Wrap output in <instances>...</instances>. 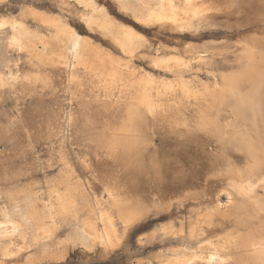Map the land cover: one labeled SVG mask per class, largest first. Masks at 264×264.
Returning a JSON list of instances; mask_svg holds the SVG:
<instances>
[{
	"label": "rangeland",
	"instance_id": "rangeland-1",
	"mask_svg": "<svg viewBox=\"0 0 264 264\" xmlns=\"http://www.w3.org/2000/svg\"><path fill=\"white\" fill-rule=\"evenodd\" d=\"M198 3L196 7L199 11L192 16L189 21L181 20L179 24H175L168 19L151 15L149 9L152 5L147 3L146 0H0V18L6 17L10 20H19L32 32L49 34L53 31V28H49L48 25L43 23L40 19V15H48V17L51 16L54 19L57 17L58 19H56L58 21H61L68 27H71V29L93 41L95 44L99 45L100 48L109 51L113 57L119 59L123 65H126L127 67L125 66V70L122 71V78L124 81L132 78V72L130 71L138 70L140 73H148L158 80H176L192 89H202L208 84H213V74L220 75L237 65V58L243 44H250L264 37V3L263 0H202L198 1ZM89 16L94 18L95 23L88 20ZM104 20L108 22L106 24H99V22ZM5 29L7 31H12L10 26H6ZM116 32H118V34H116ZM122 32H130V35L128 33H123L124 35L126 34L125 37H128V35L130 36L129 41L132 44H130L131 49H133L130 54L126 53L117 44V39L125 38L123 34H121ZM108 33L110 34L108 35ZM112 33L114 35H111ZM120 34L122 36L119 37L118 35ZM111 36L113 38L116 36V40H113ZM0 46H2V44ZM2 53L0 58H6L4 47H2ZM10 57H13V55H10ZM160 57L177 58L180 62V68H177L178 66L173 60L167 62L166 65L165 63H158L156 59ZM19 66L22 71L34 68V66H31L27 62V54L25 53L21 55ZM2 70L5 74V68L0 66V71L2 72ZM144 88L147 87L141 83H135L133 87H126L120 91L116 90L115 93H113L112 99L105 101H102V99H93L95 94L87 92V97L76 100L71 105L65 98L67 95H63L62 92H50L48 89H39L31 94H24L19 90L17 91V100L15 103L8 101L3 104V106L0 103V110H8L9 112V116L7 117L4 112L2 113L0 111V208L3 207V205L12 208L15 203V195H17V192L21 189H33V193L47 190V194L49 195V193H51L52 195V192H55L54 184L60 183L59 187H61V190L67 188L68 186L64 183L66 179L64 167L69 165L70 160L65 158L60 162L57 160V157L66 152L68 154L70 146L77 152L79 159L88 161L90 159L89 162L97 166V159H99L98 155L107 148L106 146H108V144L113 142L111 141L113 140L110 136L111 133L106 128L117 129L121 126V123L124 121L123 119H126L128 116V108L132 104L131 102L140 98L143 91H145ZM155 90L156 86L155 88H149V91H152V96L156 95L157 90ZM206 92L208 93V91H205L204 95L199 99L200 101H202ZM209 94L204 97L205 99L203 98L204 103L195 101L196 104L194 102L189 103V98L186 99L187 96L183 93L180 94V92L178 98L176 97L177 99L171 98L172 100H170V96L167 97V95L166 99L169 102L163 100L164 104L169 103L172 107L179 106L181 108L179 113L172 111L166 116H159L151 119L146 118L148 121L144 124H148L149 122L152 128L148 127L149 124L145 125L147 129L144 127V133L148 132L149 129L148 134L152 135L151 138L148 137V141L151 143V146L148 143V152L155 148L159 153L161 149L160 151H162V154L165 153V155L163 154L164 158L163 155L161 158V154L155 153L156 155L151 157V152L148 153L147 151L149 157L147 153L142 154L144 158L143 161L145 158H148L144 161L147 165L154 163L153 165L156 164L155 166L157 168L152 165L154 170H151L153 169L152 166L147 167L148 169L151 168L149 172L147 169H144V171L147 170L145 173L147 174L148 172V176L144 173L137 184L129 189L127 196L135 207L145 210L147 208L149 209L146 210L144 215H140L141 218H139L140 216L135 218V222L134 220L130 221L132 224L130 222L124 224L114 212L116 215L115 224L119 232L115 239L117 241L113 240L111 245H109L110 243L103 245L100 242L93 243L92 241L95 237L90 234V231L88 233L89 240H85L81 236L82 230L76 227L79 222L75 221V217H73V220L68 215L66 219L64 218V221L61 220L58 229L53 235L42 238L38 243L29 245L24 249L22 255L4 257L0 251L1 264H29L25 262L28 258L38 259V261L33 264H190L191 260L195 258L199 261L198 264H207L205 260L201 259L203 256L210 254V251L214 254L215 252L224 255L227 254L226 257L228 258H237V255H234L237 249L234 250L235 252L233 251V253L230 250L235 248L230 247V250L221 249V246L218 245L220 250L217 251V243H215L217 241L216 239L220 236L222 239L224 236L227 238L226 235H228L233 228L243 229V232H247V230L249 231L251 228V226L241 225L240 219L243 216V207L245 206L243 203L241 204L243 201L232 199L233 197L228 195L229 189L227 181L230 178L237 177L241 172L244 173L243 171L248 170V166L251 165L249 160H251V166H255L257 161L258 163H256V165L259 163L261 164L264 158L261 161L263 155L261 156V154L252 152L255 155H251L255 158L253 161L250 154L247 155L249 156L248 160L245 154L235 155V153L233 154L231 151H226L229 154L224 152L225 150L222 149L224 144L222 145L219 141L217 138L218 135L215 134L213 137L216 128L215 124V129L213 128L212 124L214 122L211 123V121H215L218 118L221 119L220 117H223L224 114L226 116L229 109L224 108L226 106H224L221 100H218L219 98L216 95L219 94H217V92H212L210 90ZM212 94H214V96ZM207 102L213 105H210L212 109ZM190 104L192 107L194 106L193 110L192 107L189 106ZM184 105H187V108ZM197 105L198 107H196ZM202 105L205 109H203ZM199 106L201 107L199 108ZM183 107L184 109H182ZM197 108L200 109V111ZM190 109L194 112L190 111ZM201 110H204V113ZM70 111H72L73 116L69 132L70 141H67L66 121L67 114ZM195 111H199L198 114ZM184 112L189 121H187L185 114H183ZM191 112L195 114L191 115ZM199 113H203L205 116L202 114H200V116ZM216 113H218L219 116ZM179 114L181 116H179ZM145 115L147 114H144V116ZM183 115L185 119L182 117ZM208 115H212V117ZM142 116L143 114L139 116L140 118H137L139 122L145 119ZM104 117L106 119H104ZM141 117L142 120H140ZM192 117L194 118L192 119ZM198 117H201V119H198ZM194 119L195 121H193ZM226 119L231 121L233 118L227 117ZM149 120H153L154 122ZM185 120L186 122L184 124ZM196 120H201L202 122L199 121L198 123ZM203 121L206 124H204ZM143 122L140 124H143ZM179 122L181 123L179 124ZM195 122H197V124H193ZM200 122L205 126L203 124L202 126ZM208 123L209 125H207ZM188 124L189 126L191 124V129ZM166 126H168V128ZM198 126L199 128H196ZM182 127L185 129V132H183L184 130ZM204 127L206 128L204 129ZM180 128L181 131L183 130L182 132L184 134H182ZM210 128L214 131L210 130ZM206 129L208 130L206 131ZM176 130L179 131L177 132ZM192 130H195L193 134ZM197 130L200 131L201 134ZM262 130L264 133V128H262ZM153 131L157 133L156 135L154 134V136ZM157 131L162 133L164 131L165 134L163 133L164 135H161V133ZM166 132H171L170 134L173 135L167 134ZM208 133L213 138L210 137ZM148 134L144 135L149 136ZM186 134H189V137ZM140 136L142 137V135ZM185 136L188 137V139ZM195 137H199V139ZM205 137L207 140L205 139L204 141L203 138ZM152 139L154 140L152 141ZM209 139L211 140L209 141ZM116 142L118 145L117 151L121 153L122 150L125 149L123 147L125 144L122 139H118ZM214 143L216 145L221 144L222 147L219 148L220 145L214 146ZM155 145H157L159 149L156 148ZM211 146L214 147V149L216 148L215 151L212 150ZM217 148L225 153H222L224 158L221 151L219 150L218 152ZM208 150L210 151L208 152ZM212 151L213 153H211ZM152 152L154 153V150ZM214 152H217V154ZM166 154L168 155L166 156ZM226 154L232 157L229 158ZM120 155L122 156V153L116 155V162H113V159L109 161V167L111 169L107 168V172L110 173L120 169V166L117 165V162H119L121 158ZM237 155L238 158L236 157ZM194 156H196L195 163ZM218 156L222 159H217ZM156 157H160L157 160L160 162L162 160L161 164L158 162L155 163V161H157ZM213 157H215V160L217 159V163L218 161L221 162V165L218 163L219 166H215L217 163H215L216 161ZM258 157L260 160L256 159ZM151 158H154L152 160L155 161L153 162ZM232 158H234L233 161L235 160V162H231ZM55 159L57 162H55ZM163 159H165V161ZM228 159H230V162ZM41 160L45 166H43V172H38L39 178L37 177L38 179H35L34 177L36 176L33 173H29V169L31 166H36L41 163ZM236 161L239 163L238 166L241 170H239V173V167L235 164L237 163ZM149 162L152 163L150 164ZM207 162L208 165L210 163L209 167L207 166ZM240 163L243 165V169H241L242 165ZM158 164L160 165L157 166ZM212 164H214L213 167H216L215 169H213ZM192 165L196 166L194 167ZM261 165H258L259 167L257 166L255 170L264 167L263 164ZM246 166L247 168H245ZM219 167L223 170L221 171ZM144 168H146V165ZM155 168L161 172L157 171L156 173L158 174H156L154 172L156 171ZM203 170L206 172L209 170L211 171L203 173ZM212 170L214 172L221 171L222 175L226 176L223 177L219 172L215 174ZM152 171L154 173L153 175L150 174ZM162 174H164V176H162ZM86 175L90 176L91 173H87ZM105 175L106 183H110L112 177L107 173ZM45 180L52 182L48 183L45 182ZM95 180L94 178L91 180L89 188H92V191L89 189V193L92 192L91 194L98 196L97 200L100 202L99 206L101 209H112L114 206V199H112L113 195L107 190L104 183ZM154 180L161 182L158 183ZM31 181H33L32 184ZM37 181H40V184H36ZM261 181L260 179L257 180L258 183H261ZM140 184L142 185L140 186ZM39 186L41 187L39 188ZM221 188L224 190L220 191L222 190ZM138 189H140V192ZM216 189L220 192L219 198L217 197L218 193L216 194ZM257 190L259 195L264 196V188L262 186L257 188ZM13 191H15V193ZM133 192L136 194L135 197L132 195ZM138 192L140 195H138ZM91 194L78 193L77 195L78 202L85 205L82 216L80 217L82 219L80 222L82 226L90 227L94 221L93 217H98L96 209L99 206L96 207L97 201L94 195L92 196ZM215 194L217 196H214ZM147 197L150 198L151 201L148 200ZM155 198L156 200H161V206L154 202ZM142 199H144V201H141ZM229 200L235 203L231 201V203H233L231 204ZM218 201L220 203L222 202L223 207H225L221 208L222 204L219 205ZM216 202L218 203L216 204ZM227 202L231 205L228 204L227 206ZM237 202L240 205H236ZM20 204L22 207L24 206L23 202ZM241 205H243V209H240ZM235 206L237 207L235 208ZM232 207L233 209H231ZM98 225L100 230L104 227L102 221H99ZM68 237H70V239ZM210 242L215 244L211 246ZM107 245L109 246L107 247ZM213 247H216V249ZM223 250L227 253H224ZM236 254H238V251Z\"/></svg>",
	"mask_w": 264,
	"mask_h": 264
},
{
	"label": "bare ground",
	"instance_id": "bare-ground-1",
	"mask_svg": "<svg viewBox=\"0 0 264 264\" xmlns=\"http://www.w3.org/2000/svg\"><path fill=\"white\" fill-rule=\"evenodd\" d=\"M198 1H202V0H146L147 3L152 5V7L149 9V12L151 15H154V16L159 17V18L171 20L175 24H179V21H181V20L189 21L190 18L192 16H194L199 11L196 7V5H198L200 3V2L198 3ZM263 3H264V0H263ZM56 18L57 17H55V19H54L51 16L48 17V15L46 16L43 14L40 15V19L42 20V22L45 23L46 25H48L49 28H53V31L49 34L48 33L41 34L39 32H32V31L27 29V27L25 26V24L22 21H19V20H10L6 17L0 18V45L2 44V46H0L1 47L0 48V56H2V54H3L2 53V47H4V49H5V56H6V58H3V59L0 58V66L5 68V74L3 73V70H2V72L0 71V103L2 104V106H3V104L7 103L8 101L9 102L12 101L13 103H15L17 100V97H16L17 91H19V90L21 92H23L24 94H31L33 92L38 91L39 89L40 90L48 89L50 92H60V93L62 92L63 95H67V97H65V98H66V100L69 101V104L71 105L74 101L79 100V99H83V97H87L86 96L87 92L95 94L93 96V99H102V101H105V100L112 99L113 93H115L116 90L120 91L121 89L123 90L126 87L127 88L133 87V85L135 83H141L147 88H144L145 91H143V93L139 99L135 100L134 102H131L132 104L128 108V116L126 119L122 118L124 121H123V123H121V126L119 128H117V129L106 128L111 133L110 136L113 139V140H111V141H113L111 143H113V144H111V143L108 144V146H106L107 148L105 150H103L102 152H100V154L98 155L99 159H97L98 160L97 166H94L93 164H91L89 162L90 159H89V161L85 160V159H79L77 152L72 148V146L69 145L70 146L69 147L70 148L69 153L67 154V152L66 153L64 152L65 154H60V156L57 157V160H59L60 162L65 158L70 160L69 165H67V167H64L65 168L64 174L66 175L65 176L66 179H65L64 183L66 186H68L67 188H65L64 190H61V187H59L60 183L54 184L55 192H52V195H51V193H49V195H48L47 190H44L41 192L36 191L35 192L36 194H35V193H33L34 192L33 189H27V190L21 189L19 192H17V195H15V203H14L12 208L5 207L4 205H3V207L0 208V251H1L2 256L9 257V256L22 255L24 249L26 247H28L29 245L38 243L42 240V238L49 237V236L53 235L55 233V231L58 229L61 220L64 221V218L66 219L68 217V215L72 219H73V217H75V221L79 222L76 227L82 230L81 236L85 240H89L88 233L90 231L91 232L90 234H92L95 237L92 242L93 243L100 242L102 245L107 244V243H110L109 245H111L112 244L111 242H113V240H115L117 238L116 236H117V233H119V232L117 229V225L115 224V219H116L115 216L116 215L124 224H128L130 221H133L135 218L139 217L140 215L141 216L144 215L146 210L149 208L146 207L147 209L145 210V209H142L139 207H135L132 204V202L128 199V196H127L129 189H131L133 187V185L137 184L140 177H142V175L147 170L149 172V169H151V168L148 169L147 167L148 166L151 167L154 164L152 162H151L152 164L149 162L151 165H147L146 162H144V161L148 158H145V160L143 161L144 158H143L142 154H144V153L146 154L148 152L147 148H149L148 147L149 144L151 146V143H149L150 141H148V137L149 138L152 137V135L148 134L149 129H148V132L144 133V130L146 128L145 125H148L149 122H148V124H144V123H147L146 121H148L146 118L151 119V118H157L159 116H166L172 111L179 113V110L181 108L177 104H175V105L178 107H172V105L169 103L164 104L165 100H166L165 102H169L166 99L169 96H170L169 97L170 100L177 99L179 92H180V94L181 93L185 94V96H187L186 99L189 98V100H190V101L188 100L189 103L190 102L195 103V101L196 102L198 101L200 103L201 102L204 103L203 98L207 94H209L210 90L212 92H214V91L217 92V94H219V95H216L219 98V99L218 98L217 99L221 100V102H223L224 106H226L224 108H228L229 110L226 113V116L224 114L223 117L222 116L220 117L221 119L218 118L215 121L214 120L211 121V123L214 122L212 124L213 128H214V124H215V128H216L213 137L215 136V134L218 135L217 138L222 143V145L224 144L223 145L224 148L221 146V144H218V143H217L218 145H216L214 143V146L220 145L219 148L222 147V149L225 150L224 152L231 151V152H233V154L235 153V155L236 154H238V155L245 154L246 157L248 158V160H249V156H247V155H249V154H250V157L252 158V160L255 159L251 156V155H254L252 152H254L256 154H261V156L262 155L264 156V133L262 130V128H264V37L260 38V40H257L256 42H253L250 44H243L241 47V52L237 58V65L234 68H232L231 70L224 72V73H221L220 75L213 74L214 75L213 84H208L207 86H205L202 89H192V88L186 86L185 84H183L179 81L166 80V79L158 80L155 77L151 76L150 74H148V73L142 74L138 70L130 71V72H132V78L124 81L122 78L123 77L122 71L125 70L124 67L126 65H123L119 59H116L115 57H113V55H111V53L109 51H106L105 49L100 48L99 45L95 44L93 41H91L88 38H86L85 36L79 34L75 30L71 29V27H68L67 25H65L61 21H58L57 20L58 18L57 19ZM88 20L92 23H95L94 18L91 16H89ZM263 21H264V19H263ZM107 22H108L107 20H104L102 22H99V24H106ZM6 26H10L12 31H7L5 29ZM119 32H121V31H119ZM110 33H108V35ZM123 33H128V32H122L121 34H123ZM116 34H118V32H116ZM121 34L118 36L119 37L122 36ZM128 34L130 35V32ZM111 35H114V34L112 33ZM125 35L123 34L124 37H125ZM129 35H128V37L126 36L125 38L117 39V44L128 54H130L133 51V49H131L132 44L129 41V38H130ZM116 36H115V38H117ZM115 38H113V40H116ZM133 40H134V38H133ZM23 53L27 54V62L31 66H34V68L27 69L25 71L21 70L19 64L21 61V55ZM9 54L13 55V57H10ZM172 60L176 62V65L178 66L177 68H180L179 67L180 62L175 57H160V58L156 59V61L158 63H165V65L167 62L172 61ZM159 65H161V64H159ZM163 66H164V64H163ZM155 86H156L157 92H156L155 96H152L151 95L152 91H149V88H151V87L155 88ZM205 91H208V93L206 92L207 94L205 93V96L202 98V101H200L199 99H201V96L204 95ZM212 95L214 96V94H212ZM183 96H182V99H183ZM180 98H181V96H180ZM208 99H207V101H208ZM210 100H211V98H210ZM214 101H212V102H214ZM170 103H171V101H170ZM205 103H206V101H205ZM207 103L209 104L210 102H207ZM186 104H187V102H186ZM191 104L189 105L190 107H192ZM215 104H218V103H215ZM215 104H214V106H215ZM210 105L211 104H209V107L213 106V105H211V106ZM184 106H186V108H187V105H184ZM220 106H222V105H220ZM110 107H112V106H110ZM193 107H192V110H193ZM196 107H198V105ZM200 107L201 106H199V108ZM182 109H184V107ZM203 109H205L204 106H203ZM211 109H212V107H211ZM192 110L190 109V111H192ZM198 110L200 111V109H198ZM0 111L2 113L4 112V114L7 117L9 116L8 110L2 111V109H1ZM122 111H119V112H122ZM199 111H197V112L195 111V112L198 114ZM111 112H112V110H111ZM192 112H194V111H192ZM192 112H191V115L195 114V113L192 114ZM215 112H217V111H215ZM203 113H199V115L202 114L203 116H205V114H203ZM142 114H143L142 117H144L146 120L144 119L143 121H145V122L142 121L143 124H140L142 122H139V120H137V118L139 116H141ZM144 114H147L149 117L147 115H145L146 116L145 117ZM183 114H185V112ZM209 114H211V113H209ZM216 114L219 116L218 113H216ZM191 115H189V116H191ZM72 116H73L72 111H70L67 114V121H66V129H67L66 140L67 141H70L69 132H70V127H71ZM179 116H181V115L179 114ZM185 116H186V114H185ZM185 116L183 115L182 117H184V119H185ZM196 116H198V115H196ZM208 116H210V115H208ZM213 116H214V114H213ZM105 117H107V116H105ZM105 117H104V119H106ZM142 117L140 120H142ZM210 117H212V115ZM215 117L217 118L216 115H215ZM227 117L233 118V119L231 121H229L226 119ZM186 118H187V121H189L187 116H186ZM193 118L194 117H192V119ZM189 119H191V118H189ZM198 119H201V117L200 118L198 117ZM149 121H153V120H149ZM193 121H195V119ZM196 121H198V123H199V121H201V120H196ZM204 121H205V117H204ZM204 121H203V123H204ZM153 122H152V124H153ZM185 122H186V120L184 121V124H185ZM201 122H200V124L202 125L203 123H201ZM208 122H209V119H208ZM180 123L181 122H179V124ZM182 123H183V121H182ZM187 123H190V122H187ZM193 124H197V122H195ZM204 124H206V123H204ZM186 125H185V127H186ZM207 125H209V123ZM150 126L151 125L149 124L148 127L151 128ZM168 126H166V127L168 128ZM188 126H189V124H188ZM199 126L196 128H199ZM212 126H211V128H212ZM189 127L191 129V124ZM193 127H195V126H193ZM206 127H204V129ZM196 128H194V129H196ZM211 128H210V130H212ZM169 129H170V127H169ZM200 129L203 130L202 128H200ZM103 130H104V128H103ZM183 130L182 131L185 132L184 128H183ZM207 130L208 129H206V131ZM164 131H166V130H164ZM164 131H163V133H164ZM176 131L178 132L179 130H176ZM180 131H181V128H180ZM212 131H214V130H212ZM157 132H160V131H157ZM177 132H175V133H177ZM183 132H182V134H184ZM187 132H188V130H187ZM193 132H195V130H192V134H193ZM198 132H200V131H198ZM198 132H197V134H198ZM143 133L148 134L149 136H147V135L145 136ZM160 133H161V135L165 134V133L163 134L162 132H160ZM170 133H167V134H170ZM151 134H152V132H151ZM154 134L156 135L157 133L155 131H153V136H154ZM194 134H196V133H194ZM200 134H201V132H200ZM140 135H142V137ZM170 135H173V134H170ZM159 136H157V137H159ZM201 136H200V139H201ZM209 136H210V134H209ZM188 137H186V138L188 139ZM190 137H191V135H190ZM206 137L203 138L204 141H205ZM210 137H212V136H210ZM195 138L199 139V137L198 138L195 137ZM217 138H215V139H217ZM118 139H122V141L125 144V145H123V147L125 149L122 150V152H121L122 156L120 155L121 158H120L119 162H117V165L120 166L119 167L120 169L109 173V172H107V168L111 169L109 167V161L111 159H113L112 161L116 162V160H115L116 155L121 154V153H118V151H117L118 145H117L116 141ZM154 139H152V141ZM211 139H209V141ZM149 140H151V139H149ZM215 142H217V141H215ZM207 145H208V143H207ZM155 146H156V148H158L157 145H155ZM152 147H153V144H152ZM183 147H182V149H183ZM132 148H133V150H132ZM185 148H186V146H185ZM191 148H192V146H191ZM151 149H149V150H151ZM188 149L190 150L189 147H188ZM215 149H214V147H212V150L215 151ZM153 150H154V153L152 152ZM156 150L154 148V149H152V151H149V152H151L150 153L151 157H154L156 155L155 153L161 154L160 157L163 154L165 155V153L162 154V151H160L161 149L159 150V153L157 152L158 150L157 151ZM217 150L219 152L220 149L217 148ZM192 151H193V149H192ZM192 151H190V152H192ZM209 151L210 150H208V152ZM224 152L221 151V154ZM211 153H213V151ZM211 153H209V154H211ZM214 153L217 154V152H214ZM226 153H228V152H226ZM123 154H124V156L126 154V156L124 157ZM197 154H198V152H197ZM199 154H201V153H199ZM228 154H226L227 157L229 156ZM164 155H163V158H164ZM167 155L168 154H166V156ZM175 155H176V153H175ZM238 155L236 156L237 158H238ZM245 155H244V157H245ZM213 156H214V154H213ZM226 156H225V159H226ZM256 156H258V155H256ZM263 156H262V158L260 157L261 161L264 158ZM148 157H149V154H148ZM160 157H156V160ZM218 157H217V159L220 160L221 157H219V158ZM230 157H232V156H229V158ZM194 158H195L194 159V163H195L196 156H194ZM213 158L215 160V157H213ZM223 158H224V155H223ZM234 158H232L231 162H235V160L233 161ZM152 159H154V158H151V160ZM165 159H163V160L165 161ZM256 159L260 160L259 157ZM228 160L230 162V159H228ZM238 160H240V159H238ZM244 160H245V158H244ZM152 161L154 162L155 160H152ZM55 162H57L56 159H55ZM55 162L53 161L54 164H55ZM156 162L161 164L162 160H161V162L159 160L155 161V163ZM209 162H210V160H209ZM249 162L252 165L251 160H249ZM171 163H173V162H171ZM215 163H217V161ZM218 163H220V165H221V162L218 161ZM218 163L215 164V166H217V165L219 166ZM227 163H228V161H227ZM256 163H258V161ZM256 163H255V166L250 165L251 167L247 165L248 170L243 171L244 173L241 172V174H238L237 177L230 178L227 181V185H228V189H229V190L227 189L228 195L233 197L232 199H238L239 201L240 200L243 201V202H241V204L243 203V205L245 206V207H243L244 208L243 216H242V218L240 217L241 218L240 219L241 225L251 226V228L249 229V231L247 230V232H243L242 231L243 229L240 230V229H236V228L234 229L233 228L232 231L229 232V234L227 233L228 234V235H226L227 238L225 236L223 239L221 238V236L217 239L215 238L217 240L215 242V243H217V249H216V247H213L217 251L220 250L218 245L221 246L220 247L221 249H228V250H230L229 249L230 247L231 248L233 247L235 249H232L230 251L233 252L234 250L237 249L239 255L236 254L237 251L236 252L234 251L235 253L234 252L233 253H234V255H237L236 256L237 258L232 259V257L231 258L226 257L227 254L224 255L221 253H216L215 250H214V252H215V254H214L213 252L211 253V251H210V254L203 256L201 259V260H205V262L207 264H236L238 262H239L238 264H264V196L259 195L257 192L258 191L257 188H259L260 186H262L264 188V167L260 168L258 170H255V168L258 165L259 166L261 164L264 165V159H263V162H261V164L259 163L256 165ZM110 164H111V162H110ZM142 164H144V165H142ZM160 164H158L157 166H159ZM214 164H212V167ZM235 164H237V166H238L239 163L237 162ZM145 165H146V168H144ZM155 165H153V166L156 167ZM209 165H210V163H209ZM209 165L207 162L208 167H209ZM43 166H45V165L43 164V162L41 160V163L37 164L36 166L30 167L29 173H31V174L33 173L36 176V177H34L36 179L38 177V172H41V171L43 172V169H44ZM192 166H194V165H192ZM226 166H228V165H226ZM247 166L245 168H247ZM154 167L151 170H154ZM197 167H199V166H197ZM233 167H234V164H233ZM242 167H243V165L241 166V169H243ZM156 168H155V170H156ZM215 168L216 167H213V169H215ZM219 168H217V169H219ZM144 169H147V170L144 171ZM162 170H163V168H162ZM167 170H170V169H167ZM220 170H221V168H220ZM239 170H240V167L238 168V173L241 171V170L240 171ZM157 171H159V170H156L154 172L156 173ZM210 171L211 170H209L208 172H210ZM221 171L220 172L219 171L214 172L212 170L213 173L216 174V172H219V174L222 175ZM148 172H147V174H148ZM159 172H161V171H159ZM163 172H164V170H163ZM204 172H206V171L203 170V173ZM208 172H206V173H208ZM225 172H226V170H225ZM87 173H91V175L87 176L86 175ZM106 173L112 177L111 178L112 180H110V183L108 181H107L108 183H106V181H105V176H106L105 174ZM150 174L153 175L154 174L153 171ZM156 174H158V173H156ZM164 174H162V176H164ZM175 174H176V172H175ZM223 174H224V171H223ZM228 174H229V172H228ZM159 175H160V173H159ZM225 176H223V177H225ZM149 177H150V175H149ZM92 178L96 179L97 181H100L101 183H104L107 190L109 192H111V194L113 195L112 199H114V202H113L114 206L112 207V209H101L99 206L100 202L97 200L98 196L91 194L92 192L89 193V189H90L89 185L91 183ZM108 179H110V178H108ZM259 179L262 180L261 181L262 184L257 182V180H259ZM220 180H221V178H220ZM156 181L158 183L161 182L158 180H156ZM219 181H216V182H219ZM45 182L51 183L52 181H46L45 180ZM32 183H33V181H31V184ZM37 183L40 184V181H37L36 184ZM197 183H198V181H197ZM141 185L142 184H140V186ZM199 185H197V186H199ZM222 185H224V184H222ZM40 187L41 186H39V188ZM39 188H38V190H39ZM216 188H217V186H216ZM90 190L92 191V188ZM134 190H137V189H134ZM139 190L140 189H138V191ZM217 190L218 189H216V194L218 193V196L216 194L214 196H217L219 198L220 192H218ZM223 190L224 189H222L220 191H223ZM13 192L15 193V191H13ZM185 192H187V191H185ZM78 193H85V194H89V195L91 194L92 196L94 195V197L97 201L96 207L99 206L96 209L98 217L97 218L93 217L94 221L90 227L82 226L80 224V222L82 221V219L80 217L82 216L85 205L80 204V202H78V200H77ZM135 193H136V191H135ZM9 195H11V194H9ZM132 195H134V197H135L136 194H134V192H133ZM138 195H140V193ZM129 196H130V194H129ZM10 197H12V196H10ZM141 197H142V194H141ZM147 198H145V199H147ZM148 200H150V198H148ZM141 201H144V199H142ZM160 201L158 199L156 200V198H155L154 202H156V204L160 205L161 204ZM162 201H163V199H162ZM229 201L231 203L232 200H229ZM21 202L24 203L23 207L20 204ZM218 202H216V204ZM232 202H234V201H232ZM220 204H222V202L221 203L219 202V205ZM224 204H226V203H224ZM228 204L229 203L227 202V206H228ZM231 204H233V203H231ZM231 204H229V205H231ZM237 204H238V202L236 203V205ZM238 205H240V204H238ZM243 205H241L240 209L242 208ZM217 207H218V205H217ZM224 207L222 204L221 208H224ZM236 207L237 206H235V208ZM219 208H220V206H219ZM151 209H152V207H151ZM231 209H233V207ZM114 212L116 213V215L114 214ZM207 215H209V214H207ZM141 216L139 218H141ZM236 219H238V218H236ZM99 221H102V223H104V227L101 230H100L99 225H98ZM136 221H137V219H136ZM134 222H135V220H134ZM238 225H239V223H238ZM28 234H29V236H28ZM219 235H221V234H219ZM70 237H68V238L70 239ZM215 239H214V241H215ZM73 241H74V239H73ZM115 241H117V240H115ZM215 243L210 242V245L213 246L212 244H215ZM109 245H107V247ZM224 251L225 250H223V252ZM219 252H221V251H219ZM224 253H227V252H224ZM49 257H53V256H49ZM37 261H38V259L28 258L25 262L29 263V264H33ZM198 263H199V261L197 260V258H195L194 260H191L190 264H198ZM0 264H1V262H0ZM184 264H186V263H184Z\"/></svg>",
	"mask_w": 264,
	"mask_h": 264
}]
</instances>
